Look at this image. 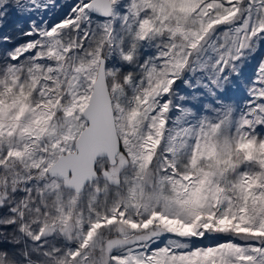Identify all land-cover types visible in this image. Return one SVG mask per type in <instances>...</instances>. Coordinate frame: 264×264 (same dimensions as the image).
<instances>
[{
  "label": "snow or ice",
  "instance_id": "snow-or-ice-1",
  "mask_svg": "<svg viewBox=\"0 0 264 264\" xmlns=\"http://www.w3.org/2000/svg\"><path fill=\"white\" fill-rule=\"evenodd\" d=\"M0 264H264V0H0Z\"/></svg>",
  "mask_w": 264,
  "mask_h": 264
}]
</instances>
